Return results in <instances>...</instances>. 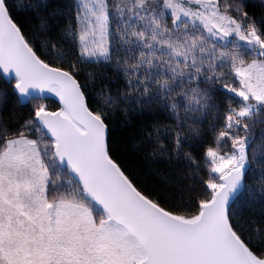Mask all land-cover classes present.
I'll use <instances>...</instances> for the list:
<instances>
[{"label": "snow or ice", "instance_id": "6c2138e0", "mask_svg": "<svg viewBox=\"0 0 264 264\" xmlns=\"http://www.w3.org/2000/svg\"><path fill=\"white\" fill-rule=\"evenodd\" d=\"M0 264H264V0H0Z\"/></svg>", "mask_w": 264, "mask_h": 264}, {"label": "trees", "instance_id": "16d2710c", "mask_svg": "<svg viewBox=\"0 0 264 264\" xmlns=\"http://www.w3.org/2000/svg\"><path fill=\"white\" fill-rule=\"evenodd\" d=\"M54 99V98H53Z\"/></svg>", "mask_w": 264, "mask_h": 264}]
</instances>
